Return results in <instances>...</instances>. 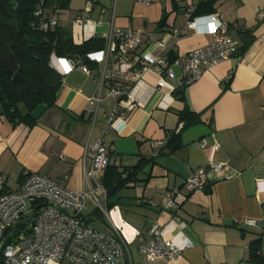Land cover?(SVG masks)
Segmentation results:
<instances>
[{
	"label": "crops",
	"instance_id": "crops-1",
	"mask_svg": "<svg viewBox=\"0 0 264 264\" xmlns=\"http://www.w3.org/2000/svg\"><path fill=\"white\" fill-rule=\"evenodd\" d=\"M86 1L58 13L60 25L70 29L77 43L106 31L105 25L83 30L72 23ZM93 1L92 19L107 20V14L100 10L109 0ZM206 1L153 0L145 4L142 0H118L116 26L143 31L165 43V50H158L145 41L140 53L166 54L172 60L212 43L213 33L203 30L208 29V20L199 22L203 31L187 28V12L192 7L193 17L221 14L228 24V35L240 47L249 36L243 31L253 36L238 58L220 62L193 81L187 82L190 76L172 66L176 79L185 81L183 98L158 90L157 74L146 72L134 85L141 105L126 115L122 133L106 125L104 114L112 104L106 97L91 126L87 108L88 98L97 92L96 70L87 74L80 68L71 69L66 58L51 64L62 75L55 105L38 106L32 113V125H13L0 104V177L4 188L20 190L22 172L30 171L61 181L73 192L84 191L85 170L91 164L89 146L103 135L110 146L109 163L119 171L147 161L137 181L129 182L113 198L109 220L103 221L106 226L101 223L106 230L110 222L119 230L128 246L126 260L141 263L139 239L154 223L164 226L173 220L184 223L182 233L193 245L178 259L143 264H247L249 244L258 236L262 237L264 254V224L241 226L245 218L264 220V21L255 17L264 0ZM174 29H182L184 34L176 38ZM186 109L199 119L182 128L179 113ZM174 135H178L174 143L180 146L171 150L169 141ZM201 139L207 142L204 148ZM158 141L163 144L157 146ZM213 144L218 145L214 159L232 176L219 178L204 192H188L186 179L197 168L207 166ZM168 190L177 205L171 210L162 208Z\"/></svg>",
	"mask_w": 264,
	"mask_h": 264
},
{
	"label": "built area",
	"instance_id": "built-area-1",
	"mask_svg": "<svg viewBox=\"0 0 264 264\" xmlns=\"http://www.w3.org/2000/svg\"><path fill=\"white\" fill-rule=\"evenodd\" d=\"M142 1L150 4L153 0ZM117 2L109 0L108 5L101 8V14H107L105 21L101 17L92 19L93 0H87L82 10L76 12L72 19V23L83 30L90 26H106V31L101 34L104 39L103 48L90 51L84 57L67 59L71 69L80 68L87 74L92 73V69L86 62L96 65L97 92L88 98L87 108L92 127L96 122L98 106L106 97L112 101L110 109L104 114L106 125L122 133L126 115L141 105L134 94V85L148 71L157 74L158 90L174 93L177 88L185 85V81L176 79L172 66L188 74L190 79L187 82H190L220 62L240 56L239 43L228 35V24L222 15L193 17V7L187 12V28L200 31L199 22L208 20L209 27L203 30L213 33L212 43L172 60L166 54L153 55L148 51L140 53L139 49L145 41L158 50H165V43L143 31L116 26ZM35 16L38 17L35 26L43 31L59 23L57 16L45 14L42 8L35 11ZM255 17L259 22L264 21V6L257 9ZM182 34V29L173 30L176 38ZM60 59L53 55L51 64L53 60L56 62ZM231 76L232 72H229L227 78ZM174 80L176 84L172 83ZM199 143L202 148L207 146L205 139ZM162 144L161 141L156 142L157 146ZM89 149L91 164L85 170L86 189L81 192H73L61 181L30 171H23L20 190L3 191L5 183L0 177V264H134L130 259L126 260L127 243L111 222L110 228L103 232L93 228L83 218L89 202L103 214L106 205V191L100 179L109 164L110 146L100 135L92 141ZM217 149V144L211 145L207 166L197 168L186 179L185 188L188 192H204L219 178L232 176L225 172L221 162L214 159ZM176 206L173 192L168 190L164 194L162 208L171 210ZM31 213L35 215L27 221ZM19 223H24V226L17 228ZM260 223L264 224V220L245 218L241 226L252 228ZM182 226L183 222L177 223L174 220L164 226L156 223L151 225L139 239L138 249L142 255L139 264L180 258L183 251L193 245L183 235ZM174 229L177 230L176 234L172 232Z\"/></svg>",
	"mask_w": 264,
	"mask_h": 264
},
{
	"label": "trees",
	"instance_id": "trees-1",
	"mask_svg": "<svg viewBox=\"0 0 264 264\" xmlns=\"http://www.w3.org/2000/svg\"><path fill=\"white\" fill-rule=\"evenodd\" d=\"M11 0H0V56L12 54L21 69L17 79L13 74L0 70V104L2 113L13 125L23 123L32 125L35 121L32 113L40 105L51 107L55 105L56 95L62 84V75L51 66V57L73 59L84 57L88 52L103 48L104 39L94 36L80 43L74 41L69 28L57 26L43 31L36 25L38 17L35 11L42 8L47 15H55L69 8L71 0H19L21 7L14 12L6 9ZM214 0H207L212 3ZM193 16V15H192ZM249 36L243 45L239 46V54L243 53L253 41L248 31L242 32ZM170 58H174L171 54ZM90 69L96 65L86 62ZM183 86L177 88L174 95L183 98ZM186 127L199 119V115L186 109L179 113ZM178 135L169 141V147L174 150L180 143H174ZM160 153V152H159ZM147 161L140 160L130 169L119 171L114 165L108 164L103 172V187L106 191V206L109 208L113 198L129 182H136L138 174L144 169ZM23 173V172H22ZM22 178V175H21ZM23 180V179H22ZM3 191H7L6 188ZM87 223H103V212L94 207L83 215ZM24 223H19L20 228ZM262 237L253 239L248 247L247 264H264L262 254Z\"/></svg>",
	"mask_w": 264,
	"mask_h": 264
},
{
	"label": "water",
	"instance_id": "water-1",
	"mask_svg": "<svg viewBox=\"0 0 264 264\" xmlns=\"http://www.w3.org/2000/svg\"><path fill=\"white\" fill-rule=\"evenodd\" d=\"M20 7H21V3L19 0H11L6 5V9L9 10L10 12H14L16 9H19ZM0 70L4 72H10L11 74H13L14 80L18 78V74L21 71V69L18 68L17 62L12 54L8 56H0ZM100 180L103 183L104 179L102 177ZM34 215L35 213L29 214L27 216V221H30L34 217ZM91 226L96 230L103 232L106 231L104 226L98 221L91 223Z\"/></svg>",
	"mask_w": 264,
	"mask_h": 264
},
{
	"label": "rangeland",
	"instance_id": "rangeland-1",
	"mask_svg": "<svg viewBox=\"0 0 264 264\" xmlns=\"http://www.w3.org/2000/svg\"><path fill=\"white\" fill-rule=\"evenodd\" d=\"M82 4H83V0H71L70 4H69V7L70 8H77V7H80ZM94 207H95V205L93 203L89 202L86 211L90 212L91 210L94 209ZM110 209L111 208H107V206L105 205V207H104V218L106 220H109V215H110L109 211H110ZM103 224L105 225V223H103Z\"/></svg>",
	"mask_w": 264,
	"mask_h": 264
}]
</instances>
